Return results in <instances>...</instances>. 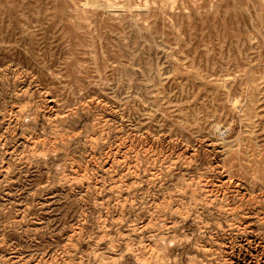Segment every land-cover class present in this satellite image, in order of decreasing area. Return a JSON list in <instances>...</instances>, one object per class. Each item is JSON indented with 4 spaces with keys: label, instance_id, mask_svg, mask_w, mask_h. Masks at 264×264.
Returning <instances> with one entry per match:
<instances>
[{
    "label": "rangeland",
    "instance_id": "374dc122",
    "mask_svg": "<svg viewBox=\"0 0 264 264\" xmlns=\"http://www.w3.org/2000/svg\"><path fill=\"white\" fill-rule=\"evenodd\" d=\"M263 206L264 0H0V264H264Z\"/></svg>",
    "mask_w": 264,
    "mask_h": 264
},
{
    "label": "bare ground",
    "instance_id": "6f19581e",
    "mask_svg": "<svg viewBox=\"0 0 264 264\" xmlns=\"http://www.w3.org/2000/svg\"><path fill=\"white\" fill-rule=\"evenodd\" d=\"M102 2V1H101ZM88 4V3H87ZM60 136V135H59ZM31 138V137H30ZM66 138V137H65ZM69 142V141H68ZM67 143V142H66ZM60 145V144H59ZM50 149V148H49ZM111 167V166H110ZM228 184V183H227ZM224 186V185H223ZM226 186V185H225ZM177 192V191H176ZM230 194H232V193H229V195ZM228 197V196H227ZM214 200V199H213ZM196 201H197V199H196ZM259 201V200H258ZM262 201V200H261ZM213 202V201H212ZM257 202V201H256ZM245 203V202H244ZM254 203V202H253ZM249 204H250V202H249ZM248 204V205H249ZM230 205V204H229ZM151 206V205H150ZM155 206V205H154ZM264 207V206H263ZM162 208V207H161ZM191 208V207H190ZM168 210V209H167ZM176 210V209H175ZM181 214V213H180ZM183 214V213H182ZM245 214V213H244ZM259 215V214H258ZM257 215V216H258ZM179 216V215H178ZM177 216V217H178ZM256 216V215H255ZM186 220V219H185ZM196 220V219H195ZM240 220V219H239ZM192 221V220H191ZM143 222V221H142ZM219 224V223H218ZM259 224V223H258ZM201 226V225H200ZM202 226H203V224H202ZM263 226H264V224H263ZM149 229V228H148ZM258 229V228H257ZM264 229V228H263ZM143 230V229H142ZM161 231V230H160ZM201 232V231H200ZM198 234V233H197ZM235 235V234H234ZM237 235V234H236ZM231 238V237H230ZM174 241V240H173ZM162 244V243H161ZM213 244V243H212ZM218 244V243H217ZM147 245V244H146ZM232 245V244H231ZM142 246V245H141ZM151 246V245H150ZM246 248V247H245ZM230 250V249H229ZM198 251V250H197ZM231 251V250H230ZM216 253V252H215ZM228 253V252H227ZM149 259H151V258H149ZM148 261V260H147ZM161 262V261H160ZM216 263V262H215ZM142 264V263H141Z\"/></svg>",
    "mask_w": 264,
    "mask_h": 264
}]
</instances>
